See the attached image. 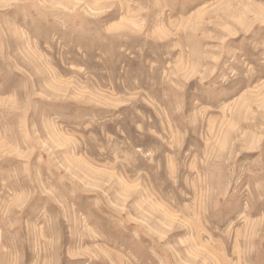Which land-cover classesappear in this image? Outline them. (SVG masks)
Instances as JSON below:
<instances>
[{"label": "rangeland", "instance_id": "374dc122", "mask_svg": "<svg viewBox=\"0 0 264 264\" xmlns=\"http://www.w3.org/2000/svg\"><path fill=\"white\" fill-rule=\"evenodd\" d=\"M0 264H264V0H0Z\"/></svg>", "mask_w": 264, "mask_h": 264}]
</instances>
